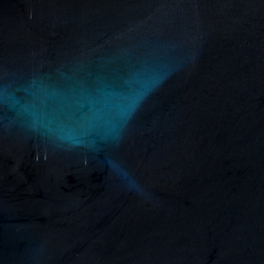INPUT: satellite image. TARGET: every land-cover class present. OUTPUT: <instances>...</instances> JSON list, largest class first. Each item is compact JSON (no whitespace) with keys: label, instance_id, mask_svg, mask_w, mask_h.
<instances>
[{"label":"water","instance_id":"1","mask_svg":"<svg viewBox=\"0 0 264 264\" xmlns=\"http://www.w3.org/2000/svg\"><path fill=\"white\" fill-rule=\"evenodd\" d=\"M0 264H264V0H0Z\"/></svg>","mask_w":264,"mask_h":264}]
</instances>
